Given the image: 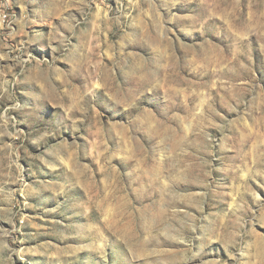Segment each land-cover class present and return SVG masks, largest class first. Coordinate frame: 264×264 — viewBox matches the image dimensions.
I'll list each match as a JSON object with an SVG mask.
<instances>
[{"label":"rangeland","instance_id":"374dc122","mask_svg":"<svg viewBox=\"0 0 264 264\" xmlns=\"http://www.w3.org/2000/svg\"><path fill=\"white\" fill-rule=\"evenodd\" d=\"M0 264H264V0H0Z\"/></svg>","mask_w":264,"mask_h":264}]
</instances>
